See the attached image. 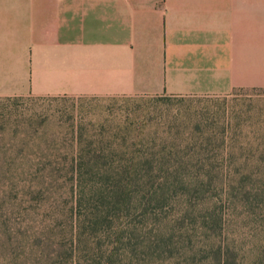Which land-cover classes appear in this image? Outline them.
I'll use <instances>...</instances> for the list:
<instances>
[{"label":"trees","instance_id":"1","mask_svg":"<svg viewBox=\"0 0 264 264\" xmlns=\"http://www.w3.org/2000/svg\"><path fill=\"white\" fill-rule=\"evenodd\" d=\"M140 122L151 126L123 122L113 143L79 129L67 148L35 150L36 264H241L231 220L264 210L252 115Z\"/></svg>","mask_w":264,"mask_h":264},{"label":"crops","instance_id":"2","mask_svg":"<svg viewBox=\"0 0 264 264\" xmlns=\"http://www.w3.org/2000/svg\"><path fill=\"white\" fill-rule=\"evenodd\" d=\"M264 89V0H0V96Z\"/></svg>","mask_w":264,"mask_h":264},{"label":"rangeland","instance_id":"3","mask_svg":"<svg viewBox=\"0 0 264 264\" xmlns=\"http://www.w3.org/2000/svg\"><path fill=\"white\" fill-rule=\"evenodd\" d=\"M184 113H250L264 146V89H237L227 95H58L0 96V264H36L38 201L27 194L37 179V148H67L75 131L95 143L112 139L114 129L149 128L147 117L166 119ZM100 132V133H99ZM251 135V133H250ZM133 136V135H132ZM100 139V140H98ZM264 187V162L259 166ZM30 185V186H29ZM251 211V210H250ZM237 210L229 234L241 264H264V210L255 214ZM247 212V213H246Z\"/></svg>","mask_w":264,"mask_h":264}]
</instances>
